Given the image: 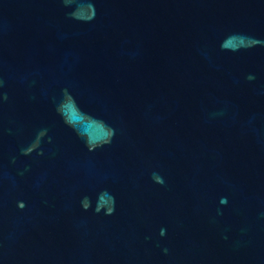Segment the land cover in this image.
Masks as SVG:
<instances>
[{
    "label": "water",
    "instance_id": "water-1",
    "mask_svg": "<svg viewBox=\"0 0 264 264\" xmlns=\"http://www.w3.org/2000/svg\"><path fill=\"white\" fill-rule=\"evenodd\" d=\"M0 264H264V0H0Z\"/></svg>",
    "mask_w": 264,
    "mask_h": 264
}]
</instances>
